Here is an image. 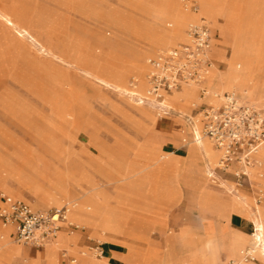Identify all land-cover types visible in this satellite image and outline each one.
Here are the masks:
<instances>
[{
  "label": "rangeland",
  "instance_id": "374dc122",
  "mask_svg": "<svg viewBox=\"0 0 264 264\" xmlns=\"http://www.w3.org/2000/svg\"><path fill=\"white\" fill-rule=\"evenodd\" d=\"M212 1L221 3V9L226 13L225 18L209 16L198 0H38L33 6H28L34 15V29L43 32L49 30L46 32L45 43H48L47 36L50 35L49 40L53 46L60 49H56L57 55L64 58L58 60L45 55L40 45L42 42H34V54L25 50L32 59L34 70L23 63L14 71L4 65L5 54L12 42L10 39L7 41L8 38L4 36L1 39L0 167L6 165L3 174L7 176L1 184L24 199L35 202L40 195L32 194V188L44 194L57 195L63 185H68L72 194V188L85 175L104 186L105 191L116 200L111 205L122 215L127 217L131 214L144 220L133 227L128 219L114 222L117 234L111 235L114 238L113 243L120 244V249L125 253V260L121 263L108 262L104 258V252L100 255L99 249L105 248L106 243L111 242L106 239L109 235L103 237L92 228H85L80 220L70 219V212L78 207L72 209V205L79 204L78 200L67 204L71 211L68 212L67 223L63 226L67 229L70 223L76 229L70 228L69 233L72 235L64 229L61 230L56 239L57 246L43 249L23 246L9 238L8 228L3 229L0 224L6 234V237L0 238L1 246H16L28 250V253L24 252L28 258L34 260L47 253L55 256L43 259L39 264H71L72 260L77 264H84L88 257L104 264H144V257L151 250H166L164 239L160 237L164 229L163 236H169L174 246L169 248V251L173 250L171 264H180L187 256L202 254L212 257L213 264L240 258L242 250L248 247L247 243H240L232 253L226 250V246L237 235L246 238L251 235L253 225L248 218H243L245 232L248 234L245 235L229 229L218 217L214 221L196 223V215L221 214L204 209L200 200H179L170 208L162 204L161 210L153 214L129 208L127 200H117L124 198L127 188L122 176L141 170L145 163L142 148L147 142L152 148L161 146L162 135L159 128L167 122L160 120L162 116L155 113L150 104H139L127 97L115 96L106 87H102V93L112 100L116 109H111L106 103L99 104L95 99L96 86L84 72L87 69L102 76L110 75L112 59H119L120 62L126 60L128 63L136 59L137 50H143L139 59L146 66L147 59L157 51L186 43L187 37L183 34L187 23L179 29L178 34L173 31L175 26H179L176 18L181 17L177 14L181 10L197 16V20L203 16L219 34L222 48L212 47L210 54L221 60L215 58L217 69L212 67L206 79L210 102H213L215 94L234 92L241 95L246 91L252 102L264 107V98L254 99L255 82L247 81L251 73H256L264 80V0ZM184 2L196 3L198 12L186 9ZM22 4L26 3L23 0H0V10L27 26L32 14L24 9L26 7L21 8ZM0 24L3 33L6 27L1 20ZM54 29L57 31L54 32ZM248 60H251V67L245 66ZM243 69L245 75L229 73ZM145 73L146 70L143 72V79ZM127 81L129 84L136 81L138 86L140 76L131 72ZM121 82L126 83L123 78ZM200 102H184V107L177 110L180 111L178 113L185 125L184 116H189L190 110ZM176 116L179 115L172 113L167 116L172 118L169 125L174 124ZM176 126L178 129L179 126ZM197 131L199 132V126ZM169 132L174 133L176 130ZM182 138L179 136L180 141ZM194 146V142L189 145L184 159V166L189 168L190 159H198ZM258 162L248 173L251 187L238 190L249 197L250 200H246L247 206L253 211H260L264 217V161L258 156ZM108 178L111 179L109 183L106 182ZM224 179L234 183L232 177ZM214 180L217 181L216 178ZM210 184L214 185L213 180ZM258 190L263 195V200H255ZM1 195L5 194L0 189ZM61 197L58 196V199L63 200ZM23 198L19 199L29 205ZM137 202L134 201L136 206H143ZM63 206L65 205H51L39 210ZM190 208L195 212L190 214ZM180 210L186 216L183 221L174 222ZM181 232L189 240L193 237L196 248L202 245V240L196 234L203 236V246L199 252L186 251L179 237ZM169 253L166 252L163 260L167 259ZM223 254L227 259L221 256ZM19 261L17 258L4 256L1 257L0 264H21ZM24 262L28 264V260Z\"/></svg>",
  "mask_w": 264,
  "mask_h": 264
},
{
  "label": "crops",
  "instance_id": "0c3cea01",
  "mask_svg": "<svg viewBox=\"0 0 264 264\" xmlns=\"http://www.w3.org/2000/svg\"><path fill=\"white\" fill-rule=\"evenodd\" d=\"M23 1L26 4H22L21 8L26 7L27 9L26 8L24 9L28 12L31 11V8L28 6L30 5L33 6L34 2L35 4L38 3L37 2L38 0H23ZM35 9H36V5L34 10ZM31 14H32L31 19L28 20L27 26H25L24 28L27 30L28 33L31 34L33 38L35 37V39H37L40 43L42 42V44H44L46 34L48 33L49 30H47L46 33L41 30L34 29V24L32 23L34 21V15L33 13ZM182 19L184 18L177 17L176 18L177 23L178 20L180 21ZM199 19L206 20L203 16H200ZM178 25L180 26L179 23ZM179 26H175V28L173 29L174 33H177L178 31L181 30L182 27L179 28ZM53 31L55 32L57 30H53ZM1 34H2V29L0 24V43L3 42L1 41ZM5 34L8 36L7 38H10L9 36L13 35V31L11 32L10 30H6ZM11 42L12 44H16L15 46L18 47L17 48L18 51L14 50L12 54L9 53L5 54V60L11 62L8 65V68L17 71V67L25 63L26 67H30L31 69L34 70V64L31 62L32 59L28 57V55L26 54L27 52L25 53V50H27L32 52V54H34V41L31 42L30 40L29 41L24 40L20 42L15 41L16 43H13L14 39L11 38ZM183 43H179V44H183ZM176 46L169 47L163 50L173 49ZM212 47H221V45L217 30L210 25V51ZM210 51H209V56L214 64L215 69H217V62L215 61V58L218 60L221 59L212 56L210 54ZM123 61H124L122 62L123 69L121 68L122 69L121 73H125L127 75H129L131 72L138 73L136 69H131L130 65L127 62H125L126 60ZM147 70L148 67L146 65V73ZM84 72L89 79L93 80V83L96 86L95 99L99 104L102 105L106 103L109 105L111 109H116L114 104L112 103V100L105 97V95L102 93V87H106L108 90L114 93L115 96L126 98V96L120 93V91L117 89L118 85L120 84L122 86L124 85L121 82V73L119 68L117 67H115L114 69L112 68L110 75L107 74V76L99 75L96 71L93 70L86 69ZM258 79L259 77L256 75V73L254 74L251 73L247 81L255 82ZM130 86L131 85L127 83L125 88L127 90H130L131 88ZM203 87L209 89L207 86V81L204 82ZM136 88L137 89L139 88V90L143 94L147 89V84L146 82H144L145 90L142 89L141 82H139V85L136 86ZM181 89L177 91H180ZM188 91L189 93L181 95L179 99L177 101H174L171 105L168 104V106L173 110V113H177L179 115L176 116V118H174L179 128L176 129V132L174 133L169 132V122L172 118L170 119L167 116H162L160 118V120H164L167 122L166 124H164L165 127L161 125L159 128V133L162 135V137L160 138L161 146L159 148H152L149 145V142H147V144L144 145L141 152L144 155L145 163L143 164V166H141L140 168L141 170L138 171V173H129L128 175L122 176V181L123 182L125 181L127 183V188L124 192L125 193L124 198L123 199L119 198L117 200H127L129 208L143 210L149 214H153L156 211L161 210L160 206L162 204H165L168 208H170L171 206L175 205L179 200H200L202 202H210L209 200H222V206L224 209L223 213H221L219 216H214L210 214L196 215V223L214 221L218 217L219 220L227 224V227L229 229L237 230L245 235H248L245 232L246 227L244 225L243 218H248L251 220L249 209L243 203L239 202V200H244L246 202V200H250V199L248 196L244 195V193H242L240 190L235 189L234 183L231 184L230 181L224 179V177H228V175L222 174V176L224 177H220V175H217V173L215 172L214 170L215 168H212L211 166L212 162L215 160L213 151L216 150L213 147V145H211L212 150L211 149H210L211 151L209 150L210 153H208L205 150L203 145L201 151L195 150L196 152H198V159L190 160V168L184 166V162H185L184 159L187 156L189 145H191V143L193 142V136H192L193 128H190V126L185 125L183 123L182 118L179 114L180 111L177 110H180L184 107L183 106L184 102H188L192 100L201 101L199 104H197L198 105L197 107L209 105L206 101H204V98L201 97V93L199 89L195 91L194 89L190 88V90ZM174 92L166 96V98L171 96ZM240 99L243 100L242 98ZM193 113L194 110L191 109L189 115ZM179 136L183 137L181 141L179 140ZM5 167H6L5 164L0 167V189L3 190V193L5 195L12 197L13 199L20 200L23 197L17 195L13 191L6 188L3 184H1V182H4V180L7 179V176L3 174L5 173L4 171ZM211 177L217 179V181L214 180L215 182L214 185L210 184L212 182ZM110 180L111 179L108 178L106 179V182L109 183ZM230 184L232 186H230ZM68 188H69L68 185H63V187H61L58 190L57 195L44 194L41 193L39 190L37 189L34 190V188H32L31 190L32 194L36 193L40 195L39 200H36L35 202L29 201L24 198L23 200H25L34 210L43 209L51 205L62 206V204H64L66 206L67 204L74 202V200H81L82 201L80 204L81 214L80 216L73 215V217L75 219L79 218L80 223H83L85 228H92L97 233H100L101 236L103 237L109 235V237H106V239L111 242H107L105 248L102 249V251L104 252V258L108 260V262L111 261L113 263H121L122 261H124L125 253L120 249V244L113 243L114 238L111 237L112 234H117V229L115 227L114 222L117 220L128 219L130 221L131 227H133L138 225L139 223H143L142 220L144 219L131 214H129L127 217L124 214L122 215V213L119 212V210L116 207L111 205L113 201L116 203V200H113L115 198H113L110 195V193L105 191L104 186L102 184H100L98 181L93 180L90 177L84 175L80 179V183L76 184L75 187L72 188L74 190L72 194L70 193V190ZM228 190L235 192L237 198L231 196V194L227 192ZM190 195L194 198L190 197ZM58 196H62L61 198L63 200H59ZM134 201L135 202L138 201L137 203H142L143 206L141 207L140 205L136 206V204H134ZM0 206H1V200H0ZM180 211L181 212H179L176 215L174 222L183 221L184 217L186 216V214L182 213V210ZM189 211L190 214L195 212L191 208L189 209ZM127 213H130V211ZM8 230H9V234H8L9 238L13 239V230L12 229H8ZM64 231H67V229H64ZM164 231H165L164 229L161 231L160 237L164 239L166 250L164 252L151 250V252L158 257L166 256V252H170L169 248L174 247L173 242L171 241L172 239H170L169 236H163ZM196 235H197L196 237L202 240V245L199 248L195 247L193 242L194 240L193 237H190L189 240V237L186 236L185 234H179V237L180 239H182V243L186 248L187 252L189 250L190 252H199L200 249L202 248L203 236L199 234ZM2 236L6 237V234L3 231V229L0 227V238ZM74 241H75V236H74ZM228 244L230 245V242ZM24 251L28 253V250L24 249ZM130 251L132 252V250ZM57 255L58 254H56V256ZM132 255L134 257L137 256L135 254ZM221 256H224V258L227 259L226 255L223 254ZM1 257L3 256L0 255V259ZM51 258H45V259L47 260ZM228 260H233V259H228ZM221 261H222V257H221ZM227 261H224L222 264H224ZM257 263L260 264V260L252 264H257ZM180 264H195V260L194 258H190V256L189 257L187 256V258L183 260Z\"/></svg>",
  "mask_w": 264,
  "mask_h": 264
},
{
  "label": "built area",
  "instance_id": "2783aa9c",
  "mask_svg": "<svg viewBox=\"0 0 264 264\" xmlns=\"http://www.w3.org/2000/svg\"><path fill=\"white\" fill-rule=\"evenodd\" d=\"M184 7L198 12L194 2H184ZM187 42L173 49L158 51L146 61L147 89L142 95H133L139 104H150L160 116H170L173 110L166 103V96L183 86H196L201 97L209 96L202 87L214 64L209 56L210 27L204 19L186 28ZM136 81L130 84L136 89ZM218 105L194 107V113L184 116L186 125L199 126V135L209 140L219 152L215 172L233 178L235 188L251 187L248 170L258 165V150L264 145V108L248 104L232 93L215 94ZM196 140L195 136L193 141ZM214 180V177H211ZM0 224L13 230V240L23 246L43 249L63 230L67 208L34 210L21 200L1 195ZM255 200H263L260 190ZM253 225V224H252ZM75 228L68 225L67 230ZM253 244L244 248L240 258L224 264L256 263L263 257V241L259 230L252 227ZM99 249V248H97ZM100 255L103 254L102 249ZM77 264L75 260L70 262Z\"/></svg>",
  "mask_w": 264,
  "mask_h": 264
},
{
  "label": "bare ground",
  "instance_id": "6f19581e",
  "mask_svg": "<svg viewBox=\"0 0 264 264\" xmlns=\"http://www.w3.org/2000/svg\"><path fill=\"white\" fill-rule=\"evenodd\" d=\"M200 1L201 5H202V8L204 10L205 13H207L209 16L213 17V18H217V17H223L225 18V14L224 13V10L221 9L222 5L221 3L219 2H216V1H212V0H198ZM200 5V6H201ZM226 12V11H225ZM177 14H180L181 17H183L184 19L180 20L178 23H180V25H182V28L186 25V23L189 25L191 22H197V16H193V15H190L188 13H184L180 10L179 13ZM0 20L4 23L5 27H6V30H10L11 32L13 31V35L9 36L10 38L7 39V41H10L11 38L14 39V42L13 43H16L15 41L17 42H20V41H24V40H30L31 42H35L37 44H40L38 42L37 39H35V37L33 38L31 36L30 33L27 32V30L24 28L25 26L22 25L21 23H19L18 21H16L15 19H13L10 15L8 14H5L3 13L1 10H0ZM197 20V21H195ZM211 20V19H210ZM190 21V22H189ZM35 22H37L35 20ZM34 22V23H35ZM189 22V23H188ZM208 24H210L208 21H206ZM210 26V25H209ZM181 28V29H182ZM55 30V29H54ZM5 32V31H4ZM2 33L1 34V39H4V37H8L5 33ZM181 33V32H180ZM182 34V33H181ZM185 37H186V33L183 34ZM35 36V34H34ZM47 37L50 38V35H48ZM49 38H47V41L48 43H44V44H40L42 46V49L44 50V53L45 55L47 56H51L53 58H56L58 60H61L63 59L64 57H60L57 55L56 53V49L60 50L59 48H56L53 46L52 42L49 40ZM6 39V38H5ZM10 39V40H9ZM6 42V41H5ZM16 44H12L10 49L8 50V53H11L16 50L18 47L15 46ZM143 50H137L136 51V59L135 60H132L129 63L131 69H136V71L138 72V75L140 76V82H141V86H142V89L145 90L144 88V82H145V79H143L142 75H143V72L144 70H146V66H144L142 64V62H140V59L139 57L141 56ZM11 62L6 60L5 62V67H8V65L10 64ZM112 68L114 69L115 67L119 68L120 69V73L122 72V62L119 61V59H112ZM251 64V60H248L247 62H245V66L246 67H249ZM124 67V65H123ZM251 67V66H250ZM260 67V66H259ZM122 68V69H121ZM244 70H234V71H230L229 73H232V74H241V75H245L244 73ZM226 75H230V74H226ZM128 76L127 74L125 73H121V78H123L126 83H124V85L122 86L121 84L117 86V89L120 91V93H122L123 95H125L128 99L136 102L134 100V97L133 95H142L141 91L139 90V88L134 91V90H127L125 88L126 84L129 82L127 81L128 79ZM264 76V75H263ZM137 78V77H135ZM206 79H207V76H206ZM190 88L194 89L195 91L198 89V87L196 86H183L182 89L180 91H177L175 93H173L171 96L167 97L166 98V103L167 104H172L174 101H177L179 99V97L181 95H184L186 93H189L188 90H190ZM254 99L256 100H261L264 98V80H262V78H259L257 81H255L254 83ZM146 91V90H145ZM229 93H232L240 98H242L244 100V102L248 103V104H251V105H254L256 107H260V108H264L262 106H258L254 103V101L252 102L250 100V98L248 97V93L246 91L242 92L241 95L237 94V93H234V92H229ZM144 94V93H143ZM250 96V95H249ZM241 100V99H240ZM242 100V101H243ZM204 101H206L209 105H212V106H217L218 105V99H216L214 96H213V102H210V96L208 97H205L204 98ZM152 107V106H151ZM153 108V107H152ZM175 120V119H174ZM158 122V121H157ZM164 124V123H163ZM164 126V125H162ZM165 127V126H164ZM176 121L174 122V124H170L169 125V130L170 131H175L176 130ZM167 128V127H166ZM198 130V125L194 126L193 127V130H192V136H193V139H194V136L196 138V140H194V144H195V149L196 150H199L201 151L202 150V145L203 147L205 148V150L209 152V150L211 149L212 150V143L210 141H207L205 139H202L200 136H199V132L197 131ZM204 138V137H203ZM264 146V145H263ZM261 146L260 149L258 150V155L257 157L259 156L263 161H264V147ZM210 150V151H211ZM213 154H214V157H215V160L212 162V168H215V166L217 165V162H218V158H219V152L214 150L213 151ZM191 160V159H190ZM186 163V162H185ZM259 163V162H257ZM261 164V163H260ZM208 166V164H207ZM253 167H251L249 170H248V173L249 171L252 169ZM210 175V174H209ZM252 179V178H251ZM213 183L215 184L214 180H213ZM262 187V186H261ZM260 187V188H261ZM264 188V187H263ZM229 194H231V196H234L237 198V195L235 192L233 191H230L228 190L227 191ZM214 194V193H213ZM240 199V197H239ZM79 201V204H74L72 205V209H75L76 206H78L76 208V210L74 211H71L69 210L70 206H65L67 208V216H68V212H70V219L73 218V215H76V216H80L81 214V207H80V204H81V200H78ZM210 202H202V206L204 209L206 210H212V211H216L218 213H223L224 209H223V206H222V200H209ZM239 202L243 203L245 206H247L246 202L244 200H239ZM247 208L249 209V214L251 215V220H252V224L253 226L255 227L256 230H259L260 231V234L262 236V241H263V257H260V261L262 264H264V217L261 216V213L260 211H253L252 209H250L248 206ZM67 216H66V221L62 223V226H64V224L67 223ZM77 220H79V218H76ZM68 225H72L74 226L73 224H68ZM209 225V224H208ZM3 229H6L4 227H2ZM210 228V227H209ZM70 231L67 230V233L69 235H72L69 233ZM197 232V231H196ZM60 233V232H59ZM182 234V232L180 233ZM193 236H194V233H192ZM59 235V234H58ZM3 237V236H2ZM192 237V236H191ZM5 238V237H4ZM58 238V236L56 237V239ZM233 238V237H232ZM53 240L52 242L46 244L44 246V248H46L47 246H52V245H55L57 246L58 245V242L57 240ZM2 240V239H1ZM233 241L230 242V245L228 244L226 246V250L230 253L234 252L235 248L240 244V243H247L248 246H251L253 244V238L251 237V235L246 238L244 236H241V235H237L236 238L232 239ZM8 242V241H7ZM220 243V242H219ZM246 244V245H247ZM221 245V244H220ZM220 250V249H219ZM227 253V252H226ZM85 254V253H84ZM83 254V256H84ZM0 255H2L3 257H8V258H17L18 261L21 263V264H26L24 261H27L28 260V264H39L40 262H42L43 259L45 258H51L53 257V255L50 253V254H45L44 256H40V257H37L35 260L34 259H30L28 258L27 254L24 252V250H22L21 248L19 247H16V246H1L0 245ZM172 255H173V252L170 251L168 257L166 260H163L162 257H158L156 256L154 253L152 252H149L145 257H144V264H171L172 263ZM231 255V254H230ZM190 258H194L195 262L197 264H213L214 263V259L210 256H208L207 254H202L201 256H197V255H193V256H190ZM235 258V257H234ZM84 264H104V263H100L98 260H94L90 257L86 258L84 260Z\"/></svg>",
  "mask_w": 264,
  "mask_h": 264
}]
</instances>
